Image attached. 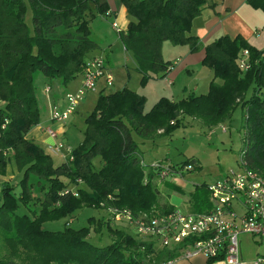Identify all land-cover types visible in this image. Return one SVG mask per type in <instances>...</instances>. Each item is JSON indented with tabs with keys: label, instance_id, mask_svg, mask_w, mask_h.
I'll return each mask as SVG.
<instances>
[{
	"label": "trees",
	"instance_id": "trees-1",
	"mask_svg": "<svg viewBox=\"0 0 264 264\" xmlns=\"http://www.w3.org/2000/svg\"><path fill=\"white\" fill-rule=\"evenodd\" d=\"M121 1L133 17L122 38L138 62L143 82L171 69V61L163 56L165 41L188 44L192 49L198 46V37L190 31L206 0ZM249 2L264 10V0ZM29 6L33 28L26 20ZM109 9L108 0H0V173L6 174L10 163L23 171L18 183H2L0 232L12 255H35L44 262L39 264H160L178 256L181 245L159 248L158 242L132 234L127 229L132 227L113 223L110 216L89 218L97 221L98 231L105 225L113 236L102 246L88 240L90 226L67 224L54 231L44 229L43 223L67 218L86 206L101 209L103 202L129 208L136 215L173 211L175 206L155 184L153 172L145 181V168L151 164H144L135 135L151 140L170 135L185 115L220 124L230 121L234 108L242 105L245 135L240 157L248 168L264 176V55L242 36L223 35L206 44L204 63L214 69L207 93L180 100L162 96L148 111L147 97L129 87L101 93L86 118L84 140L73 149L72 163L57 165L27 137L41 120L35 73L62 77L66 82L84 72L86 55L99 47L91 37L90 20ZM245 48L250 51L247 70L239 64ZM252 87L248 98L246 93ZM97 155L101 157L98 169L93 164ZM191 163L199 167L195 159L181 166ZM34 185L44 194L38 197L40 207L29 206L30 214L17 213L19 202H36ZM196 189L195 210L210 207L207 185ZM109 195L115 201H109ZM21 252L24 254H16ZM14 260L0 258V264H13Z\"/></svg>",
	"mask_w": 264,
	"mask_h": 264
},
{
	"label": "rangeland",
	"instance_id": "rangeland-1",
	"mask_svg": "<svg viewBox=\"0 0 264 264\" xmlns=\"http://www.w3.org/2000/svg\"><path fill=\"white\" fill-rule=\"evenodd\" d=\"M26 20L29 26L33 28V11L30 6L27 11ZM112 22V18H106L102 14H97L90 20V27L92 30L91 37L99 43V47L86 55V62L92 58L94 53L98 54H95L96 56L102 53L100 55L106 58V64L109 67L108 71L114 77V84L106 85L104 91L106 93L115 92L128 84L147 97L146 109H151L155 102L162 96H168L165 90H168L167 80L169 79H165L166 75L158 73L155 76L153 75V77L149 78L146 82H143L142 73L134 67V59L136 60V58L124 47L123 41L118 31L113 27ZM119 28L121 29L120 26ZM167 45L166 51L173 44L168 42ZM106 55H108V59ZM170 56L173 58L172 54ZM132 57H134V59ZM164 57L169 59L165 54ZM171 63H173V61H171ZM82 74L84 80V72L80 71L75 77L65 82L62 77H49L41 71L35 73L34 85L39 100L40 118H44L46 115L45 110H48V108L52 106L53 101L50 96L55 91L64 95V99H66V94L68 92L74 93L82 86L83 82L78 89L75 90L74 88L75 83L80 81ZM198 77L197 72L181 77L177 85L179 88L178 91H182L183 82H185L189 93L193 92L196 81L192 83V79L196 80ZM99 80L100 79H98V81ZM49 86L50 91H46V87ZM201 88L195 91V93L201 94ZM101 92L102 89L100 87L97 92L88 91L80 101L77 111H75L73 115H70V118L64 123L68 132L64 139L67 141L71 138V143L74 148L78 147L84 140V133L87 126L86 118L92 110H94ZM252 94L253 87L246 93V96L250 98ZM188 96L189 95L177 96V99H183ZM49 97L50 100H48ZM244 114L245 109L242 105L234 108L232 117L230 121L226 122L227 126L225 127L224 124L221 123L207 124L200 118L194 119V117L190 115H185L181 125L175 128L170 135H161L155 141L142 142V139L138 135H135V138L140 142L139 149L141 153L143 152L142 156L145 158L144 164L150 165L158 158L159 160L156 161H161L164 164H172L174 168L173 172L161 177L157 170L153 169L151 166H146L144 179H148L153 172L155 184L165 195L168 197L170 196L172 200L178 203V205H176L178 209L185 213L194 212L197 185H209L222 181L232 169H241L239 161L241 158V151L244 147ZM42 148H45L44 145ZM9 155L13 156V154ZM53 157H55L57 165L64 163L61 156L55 155ZM189 159H195L199 167L195 168L193 163H191L194 165L193 169H187L186 166H181ZM93 164L97 169L101 167V157L99 155L94 157ZM13 167L15 166L13 165ZM22 175L23 171H20L18 178L15 180L18 181ZM33 180L36 181L37 179L34 178ZM79 186L85 187L86 185L80 184ZM73 187L77 189L78 184L77 186L73 185ZM17 191L20 192V189L18 188ZM33 191L36 202L33 201L28 205L23 201L19 202L20 206L17 207V213L30 214V207L32 209H38L40 207L38 197H44L43 191L40 190L37 185H34ZM114 198L115 196L113 195L108 196L109 201H115ZM102 206L103 208L101 209L86 206L67 218L45 221L43 223V228L58 231L63 230L67 224L74 228L90 226L91 233L88 235V240L96 245H106L112 241L113 236L106 229L105 225L101 231H98L97 221L90 222L89 218L91 216H94L96 219H100L104 216L108 217L111 215V209L115 210L114 207L117 206H107L106 202H103ZM103 220L105 219L103 218ZM127 229L132 234L138 236L135 229ZM239 238L242 258L246 264H250L251 260L254 258V252L258 248L254 242V240L257 239H254L250 234H241ZM20 249L23 250L22 247H20ZM12 254L11 246L8 245L5 237L0 232L1 259H15L13 264L44 263L37 261L35 255L28 257ZM16 254L24 253L21 252Z\"/></svg>",
	"mask_w": 264,
	"mask_h": 264
},
{
	"label": "built area",
	"instance_id": "built-area-1",
	"mask_svg": "<svg viewBox=\"0 0 264 264\" xmlns=\"http://www.w3.org/2000/svg\"><path fill=\"white\" fill-rule=\"evenodd\" d=\"M110 15L108 10L104 16ZM113 26L119 33L122 32L117 22ZM239 64L244 70L250 67L248 49L242 50ZM101 77H106L108 85L114 83V77L107 71L105 57L94 56L85 66L82 86L76 92L66 94V108L53 107L51 118L66 122L86 93L96 89ZM49 90L50 87H46V91ZM47 132L55 134L51 127H47ZM48 148L54 154H61L65 162L74 161L73 149L65 142L49 143ZM11 152L7 151L8 154ZM239 165L240 170L232 169L224 180L207 185L213 203L208 210L185 213L176 207L168 213L154 211L136 215L129 208L114 207L110 219L113 223L132 227L139 237L154 240L162 247L181 245L178 256L160 264H175L179 259H191L198 255L207 257L210 264H244L241 234H250L264 245V176L248 168L242 157ZM151 167L161 177L171 173L170 165L161 161L154 162ZM186 168L193 169L194 165ZM253 264H264V251L256 256Z\"/></svg>",
	"mask_w": 264,
	"mask_h": 264
},
{
	"label": "crops",
	"instance_id": "crops-1",
	"mask_svg": "<svg viewBox=\"0 0 264 264\" xmlns=\"http://www.w3.org/2000/svg\"><path fill=\"white\" fill-rule=\"evenodd\" d=\"M108 2L110 5L109 10L111 11V15L106 18H112L113 21L112 25L114 22H117L118 25L121 27L122 32L121 33L118 32V33L123 41L122 33H124L128 29L129 23L133 19V17L128 12L127 7L121 0H108ZM114 28L117 30L116 27ZM190 33L192 35H195L199 39L198 46L195 49H192L191 46L188 44H180V45L173 44L166 51V48L168 46L167 44L170 41H165L163 45V56L165 54L169 57V59H166L165 57L164 59L173 61V63L171 64L172 65L171 69L167 72L165 77V79L167 78L169 79L167 80L168 90H165V93H167L168 94L167 97L170 96L169 98L172 100H180L181 98L177 99V96H181V95L184 96L192 95V94L199 95L196 94L195 91H197L201 87H202L201 88L202 90L200 91L201 94L207 93L209 91L210 83L214 79V69L210 65L204 63V58L206 54L205 46L206 44L218 39L223 35H229L231 37L242 36L247 41L255 45L259 50H261L264 55V10L261 8H255L249 2V0H206L201 14H199L193 20ZM123 45H124V41H123ZM241 53L242 50L240 52V55ZM95 54L96 53H94L93 55L94 56L98 55ZM171 54L173 55V58L172 56H170ZM93 55L92 57H94ZM106 56L108 59V55ZM132 58L134 59V57ZM134 61H135L134 67L136 70H138V62L135 59ZM105 62H106V58H105ZM106 67L108 71L109 67L107 66V64ZM195 72H197L199 77L196 80L192 79V83L196 81L193 92L189 93L188 87L186 86L185 82H183L182 91L179 92L178 91L179 88L177 86L179 83V79L181 77L186 76L187 74H192ZM82 80H83V74L81 76L80 81L75 83L74 85L75 90L81 86L83 82ZM216 81L220 82L221 79L216 78ZM106 85H108L106 81V77H101L97 83L96 89L91 91L97 92L98 88L100 87L102 89L101 93H106L104 91ZM126 87H129L136 91V89L130 87L128 84L126 85ZM50 97L51 100L53 101L52 106H50L48 110H45L46 115L44 116V118H41L40 122L37 125H35L30 129V131L27 134V137L35 141L38 145L40 144L42 147L44 145V147L46 148V149L44 148V150L47 153H49L52 157L55 155L61 156L63 162H65V158L61 154H54L49 150L48 144L54 143L55 141H63L67 145L72 147V149H75L71 143V138L67 141L64 139V137H66V135L68 134L67 129L64 126V123L66 122L53 120L50 116L51 115L50 112L53 109V107L64 109L67 106V101L66 99H64V95L59 94V92L57 91H55ZM50 97L48 98V100H50ZM145 110L148 111L150 109L145 108ZM221 124H224V127L227 126L226 122ZM47 127H51L52 129H54L55 134L53 135L48 133ZM141 139L142 142H145V141H155L157 138L154 140L143 139V138ZM53 159L56 163L57 161L55 157H53ZM142 159L144 162L145 158H143V156ZM156 160L159 159L157 158ZM156 160L155 162H157ZM19 173L20 171L17 170L16 167H13V164L11 163L8 165L6 174L0 173V202L2 201L3 198L2 183L4 181H10L15 184L18 183V181L15 179L18 178ZM163 194L165 195V193ZM165 196L168 198L169 202L172 205H174L176 208V205H178V203L172 200L170 196L169 197L167 195ZM211 199L212 198L209 193L210 207H206L200 211H205L211 208L213 204ZM194 212H199V211L195 210ZM254 239L257 238L254 237ZM254 242L258 248L254 252V258L251 260L250 264H253V261L256 258V256L264 251V245L261 243L259 239L254 240ZM158 246L159 248H162L160 244H158ZM243 263L246 264L244 260ZM175 264H210V261L209 259H207V257L203 255H198L191 259H179Z\"/></svg>",
	"mask_w": 264,
	"mask_h": 264
}]
</instances>
